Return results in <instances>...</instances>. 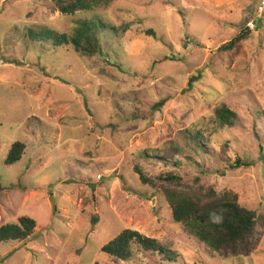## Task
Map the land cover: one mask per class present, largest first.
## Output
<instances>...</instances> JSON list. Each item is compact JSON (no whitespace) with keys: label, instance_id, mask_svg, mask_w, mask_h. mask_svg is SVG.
I'll return each mask as SVG.
<instances>
[{"label":"rangeland","instance_id":"obj_1","mask_svg":"<svg viewBox=\"0 0 264 264\" xmlns=\"http://www.w3.org/2000/svg\"><path fill=\"white\" fill-rule=\"evenodd\" d=\"M259 2L113 0L68 15L51 0H0V227L36 220L27 240L0 243V264H115L102 247L126 228L169 246L178 264H264V237L248 257L209 253L161 192L212 185L264 212V15L246 28ZM82 20L105 25L96 55L55 39ZM223 104L234 124L218 121ZM187 131L253 165L223 169L206 156L203 169L159 168L141 157L183 144ZM16 141L25 154L6 164ZM169 173L180 180L159 177Z\"/></svg>","mask_w":264,"mask_h":264},{"label":"trees","instance_id":"obj_2","mask_svg":"<svg viewBox=\"0 0 264 264\" xmlns=\"http://www.w3.org/2000/svg\"><path fill=\"white\" fill-rule=\"evenodd\" d=\"M112 1L51 0L55 10L68 15L80 11H93ZM103 28L105 25L101 21L97 24L94 21L82 20L71 34H57L55 39L65 42L82 55L93 56L100 51L99 32ZM248 30H244V33L223 45L221 49L232 48L237 42L245 39L250 33ZM149 32L152 33L153 30ZM215 113L223 126L234 124L238 119L237 113L226 104L218 106ZM182 138L183 144L179 142L167 147L164 151L145 148L141 157L148 165L159 168H167L171 165L177 167L186 163L203 169L206 164L203 160L206 156L219 164H227V167L223 169H238L253 165L251 160L240 156H237L234 161L227 157L224 159L216 150L215 145L211 144V141L201 131L184 132ZM25 150L24 142H14L5 163L13 164L20 161ZM135 174L139 175L143 184L150 183L153 187L158 186L143 174L138 165ZM159 177L170 181L180 180L179 176L173 173L161 174ZM161 192L171 207L174 222L180 224L199 242L204 243L209 253L221 258H229L248 257L257 251L264 237V212L243 206L238 193L229 190L219 191L214 186L205 184H198L189 190L163 185ZM35 228L36 220L22 216L18 223H8L0 227V243L25 241L31 237ZM102 252L115 264L130 262L137 264L143 261L146 264H178L180 262V255L169 246L129 228L123 229L105 244Z\"/></svg>","mask_w":264,"mask_h":264},{"label":"built area","instance_id":"obj_3","mask_svg":"<svg viewBox=\"0 0 264 264\" xmlns=\"http://www.w3.org/2000/svg\"><path fill=\"white\" fill-rule=\"evenodd\" d=\"M264 15V0H260L257 9H256V16H254L253 18L249 19L246 22V28L254 31L258 28V23L260 21V17H262Z\"/></svg>","mask_w":264,"mask_h":264},{"label":"water","instance_id":"obj_4","mask_svg":"<svg viewBox=\"0 0 264 264\" xmlns=\"http://www.w3.org/2000/svg\"><path fill=\"white\" fill-rule=\"evenodd\" d=\"M51 201H52V203H54V201H55V199H54V197L53 196H51ZM54 210H55V204H54Z\"/></svg>","mask_w":264,"mask_h":264}]
</instances>
